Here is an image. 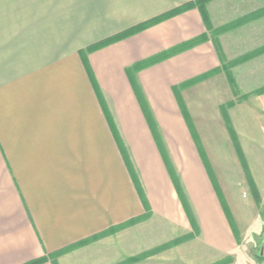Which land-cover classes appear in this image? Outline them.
Listing matches in <instances>:
<instances>
[{"label": "crops", "instance_id": "1", "mask_svg": "<svg viewBox=\"0 0 264 264\" xmlns=\"http://www.w3.org/2000/svg\"><path fill=\"white\" fill-rule=\"evenodd\" d=\"M195 1L0 0V264H119L112 244L145 214L143 200L153 217L180 220L167 161L177 173L175 162L187 163L177 183L189 198L212 187L198 113L216 129L245 108L232 104L221 59L264 49V6L226 19L211 0L206 23L193 8L88 52ZM257 99L250 122L264 128ZM206 202L212 209L211 194Z\"/></svg>", "mask_w": 264, "mask_h": 264}, {"label": "rangeland", "instance_id": "2", "mask_svg": "<svg viewBox=\"0 0 264 264\" xmlns=\"http://www.w3.org/2000/svg\"><path fill=\"white\" fill-rule=\"evenodd\" d=\"M263 6L264 0H221L215 4L214 13L231 19ZM262 22L264 24V19ZM230 51L236 54L243 50L230 48ZM221 63L226 67L229 73L226 77L232 83L227 79L234 98L232 104L238 106L244 102L246 110L238 107L232 113V121L223 119L219 124H213L216 129L209 126L207 112L198 113L200 135L204 143L207 142L204 145L206 149L203 145L199 146V156L208 170L207 180L212 189L208 186V191H204L193 187L189 198L184 188L179 187L182 193V201L177 196L180 220L153 217L149 212L147 217L131 224L130 231H125L118 243L114 241L112 244L119 249V264L264 263V260L258 259V254L264 258V128L256 127L249 116V112H262L257 97L264 94L256 92L264 87V49L247 58L221 59ZM195 94H188V102L199 100ZM177 100L186 116L184 120L191 122L180 94ZM223 133L226 138L228 136L230 144L225 136H220ZM193 134L198 140L195 131ZM205 151L212 154L211 161L205 159ZM175 163L178 173L167 161L173 176L179 180L180 168L186 174L187 163ZM215 192L220 195V200ZM209 194L213 201L212 209L206 202ZM223 205L226 210L222 209ZM223 229L227 230L226 239L221 236ZM115 255L114 252V258ZM132 258L135 260L131 261Z\"/></svg>", "mask_w": 264, "mask_h": 264}, {"label": "trees", "instance_id": "3", "mask_svg": "<svg viewBox=\"0 0 264 264\" xmlns=\"http://www.w3.org/2000/svg\"><path fill=\"white\" fill-rule=\"evenodd\" d=\"M207 1H208V0H197V1H195V2H191V3H188V4H186V5L181 6V7H179V8H176V9H174V10H172V11H170V12H168V13H166V14H164V15L158 17V18H155V19H153V20H151V21H149V22H146L145 24H142V25L137 26V27H135V28L129 30L128 32H126V33H124V34H121V35L116 36V37H114V38H112V39H110V40H107V41L103 42V43H100V44L95 45V46H93V47H91V48H88V52H90V51H94V50L99 49V48H101V47H104V46H106V45H108V44H110V43H113L114 41L120 40V39L125 38V37H127V36L133 35L134 33H137L138 31H141V30H143V29H146V28H148V27H150V26H152V25H154V24H156V23H159V22H161V21H164V20H166V19H169V18H171V17H173V16H175V15L181 13V12H184V11H187V10H189V9H193V8H197V9L201 12V15H202L203 21L206 23V22H207V14H206V11H205V8H204V5H205V3H206ZM202 39H203V38H201V39H199V40H195V41L189 42V43L184 44V45H182V46H180V47H178V48H175V49H173V50H171V51H169V52H167V53H165V54H163V55H160V56H158V57L152 58V59H150V60H148V61H146V62H143V63L137 64L133 69H134V70H140V69H143V68L148 67V66H150V65H153V64H155V63H158V62H160V61L166 59L167 57H170L171 55H173V54H175V53H177V52H179V51H182V50H185V49H187V48H190L191 46H193L194 44H196L197 42H199V41L202 40ZM216 50H217V52H219V54H220V50H219L218 47L216 48ZM221 70H223V71L226 73L227 77L229 76V73L227 72V69H226V67H225L224 65H221ZM228 80H229V82L231 83V80H230V79H228ZM189 83H191V82H189ZM189 83H188V84H189ZM231 84H232V83H231ZM185 85H187V84H185ZM185 85H183V86H181V87H179V88H174V89H173L174 94L176 95L178 89H181L182 87H185ZM256 94H258V95H262V94H264V87L261 88V89H259V90L256 92ZM177 99H178V98H177ZM178 105H179V104H178ZM179 108H181V106H179ZM180 110H181V114H182L183 118L186 119V116H185V114H184L182 108H181ZM195 143H196V142H195ZM196 146H197V150H198V152L200 153V148L198 147L197 144H196ZM199 155H200V154H199ZM203 166H204V165H203ZM204 168H205L206 173H207L208 170H207L206 166H204ZM169 173H170V175H171V180H172V182H173V184H174V186H175V189L177 190V196H178L179 200L181 199V201H182V193H181V191L179 190V185H178V183H177V180H176L175 177L173 176V173H172V171H171L170 168H169ZM207 174H208V173H207ZM215 194H216L217 198L220 200V199H221L220 195H219L218 193H216V192H215ZM143 205H144V207H145V214H144L143 216L139 217V218H136V219H134V220L129 221V222L126 223L125 225H121V226H120L121 229H122L124 226H126V225H131V224H133V223H135V222H137V221H139V220H141V219L147 217V215L149 214V210H148L146 204L144 203V200H143ZM222 209H223V210H224V209L226 210V208H225L224 205L222 206ZM185 211H187V209H186ZM188 213H189V212H188ZM190 219H191V218H190ZM191 222L194 224V221H193L192 219H191ZM102 235H103V234H102ZM93 239H94V238H93ZM87 241H88V240H87ZM52 257H53V256H52ZM45 259H46V258H43V259H41V260H38V261H35V262H31V263H29V264H38V263L44 261ZM258 259H262V260H264V258H263L262 256H260L259 254H258ZM134 260H135V258H132V259H131V261H134Z\"/></svg>", "mask_w": 264, "mask_h": 264}]
</instances>
